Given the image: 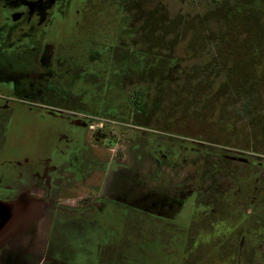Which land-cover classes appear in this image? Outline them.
<instances>
[{
    "label": "flooded vegetation",
    "instance_id": "1",
    "mask_svg": "<svg viewBox=\"0 0 264 264\" xmlns=\"http://www.w3.org/2000/svg\"><path fill=\"white\" fill-rule=\"evenodd\" d=\"M170 4L0 0V264H264V146L234 141L260 84L182 65L202 16Z\"/></svg>",
    "mask_w": 264,
    "mask_h": 264
},
{
    "label": "rangeland",
    "instance_id": "2",
    "mask_svg": "<svg viewBox=\"0 0 264 264\" xmlns=\"http://www.w3.org/2000/svg\"><path fill=\"white\" fill-rule=\"evenodd\" d=\"M165 1H171L170 11L176 19L189 17L195 20L202 16V36H194L191 32L190 36L179 41L176 35L170 51L182 65L206 67L207 77L215 78L211 81L222 82L233 78V81L259 83L260 90H256L255 97L264 98V0H222L223 3L219 4V8H215L217 4L213 1L209 2L211 0H202L201 8H198L200 7L198 4H190L191 0ZM157 19V16H154L155 22ZM168 43L160 42L167 50ZM159 47L157 45V48ZM166 62L158 61V65L166 64ZM219 66L222 69L217 71L216 68ZM129 92L128 95L133 99L132 91ZM32 108L34 109L32 114L37 115L56 111L71 113L73 106L37 104ZM236 108L239 127L244 134H239L238 139L234 141L238 140L237 142L244 146L252 144L264 146V104H256L253 107L255 112L252 116L248 115L249 117L246 116L247 111L242 110L239 105ZM129 126L134 127V122H130ZM142 129L150 135L161 136L177 127L159 118L157 121L142 123ZM250 129H254V135L250 134ZM114 132L118 141L114 150L120 153L122 146L126 148L127 145L123 143V140L127 141L129 136L118 128L114 129ZM105 154H112V152L105 151ZM190 171L191 183H193L195 167H192Z\"/></svg>",
    "mask_w": 264,
    "mask_h": 264
},
{
    "label": "trees",
    "instance_id": "3",
    "mask_svg": "<svg viewBox=\"0 0 264 264\" xmlns=\"http://www.w3.org/2000/svg\"><path fill=\"white\" fill-rule=\"evenodd\" d=\"M220 67V66H219ZM225 81V80H224ZM228 81H233V78H230ZM244 82V81H243Z\"/></svg>",
    "mask_w": 264,
    "mask_h": 264
},
{
    "label": "water",
    "instance_id": "4",
    "mask_svg": "<svg viewBox=\"0 0 264 264\" xmlns=\"http://www.w3.org/2000/svg\"><path fill=\"white\" fill-rule=\"evenodd\" d=\"M7 210H9V208L6 207V208H5V211H7ZM7 215H8V214H7ZM8 216H9V215H8Z\"/></svg>",
    "mask_w": 264,
    "mask_h": 264
}]
</instances>
